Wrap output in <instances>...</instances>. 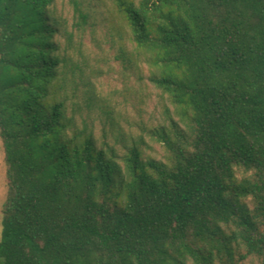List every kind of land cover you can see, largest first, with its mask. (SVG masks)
I'll list each match as a JSON object with an SVG mask.
<instances>
[{"label":"trees","instance_id":"trees-1","mask_svg":"<svg viewBox=\"0 0 264 264\" xmlns=\"http://www.w3.org/2000/svg\"><path fill=\"white\" fill-rule=\"evenodd\" d=\"M70 1L0 0V264H264V0H114L175 105L146 129L167 160L72 54Z\"/></svg>","mask_w":264,"mask_h":264},{"label":"rangeland","instance_id":"rangeland-1","mask_svg":"<svg viewBox=\"0 0 264 264\" xmlns=\"http://www.w3.org/2000/svg\"><path fill=\"white\" fill-rule=\"evenodd\" d=\"M90 12L85 30L76 35L81 53L72 54L83 58L95 72V81L105 103L116 112L119 125L128 136L140 138L146 157L167 160L166 146L147 134L146 129L167 122L175 114V105L167 93L150 79L156 67L149 60V53L139 49L131 39V31L114 0H83ZM59 14L73 23L74 8L70 0H56ZM126 51V58L121 56ZM83 56V57H82ZM101 124H97L100 134ZM5 150L0 135V239L4 203L8 193ZM240 176L243 174L240 171ZM241 264H261L259 258L249 256Z\"/></svg>","mask_w":264,"mask_h":264}]
</instances>
